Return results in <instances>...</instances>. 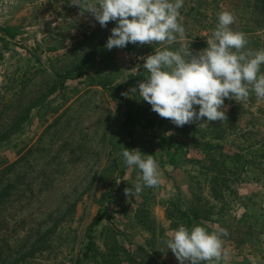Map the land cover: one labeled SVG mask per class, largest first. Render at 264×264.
<instances>
[{
  "label": "rangeland",
  "instance_id": "rangeland-1",
  "mask_svg": "<svg viewBox=\"0 0 264 264\" xmlns=\"http://www.w3.org/2000/svg\"><path fill=\"white\" fill-rule=\"evenodd\" d=\"M62 2L0 0V264H179L163 241L181 225L226 229L227 264H264V101L225 98L224 121L177 127L139 97L146 70L130 73L127 53L156 47L129 43L111 59L62 50ZM179 11L189 40L168 50L207 48L221 11L253 30L248 49H264L258 0H184ZM125 148L154 156L158 186L125 195L141 174Z\"/></svg>",
  "mask_w": 264,
  "mask_h": 264
},
{
  "label": "clouds",
  "instance_id": "clouds-1",
  "mask_svg": "<svg viewBox=\"0 0 264 264\" xmlns=\"http://www.w3.org/2000/svg\"><path fill=\"white\" fill-rule=\"evenodd\" d=\"M70 4L91 14L101 27L117 22L105 45L108 50L125 48L129 43L172 45L178 38L185 39V28L179 21L184 0H71ZM235 20L230 11L217 13L208 47L198 53L185 47L175 51L165 48L143 58L148 75L138 84V93L152 111L183 127L204 118L200 124L224 121L225 98L241 104L254 94L258 103L264 101V49H248L246 35L231 27ZM129 91L136 93L137 88ZM195 106H199L198 111ZM120 155L128 169L135 167L141 173L133 188L124 189L127 197L160 184L159 165L153 155L142 156L140 150L127 148ZM227 234L224 228L209 232L203 226L189 230L181 225L167 233L163 243L179 264H227L229 250L222 239Z\"/></svg>",
  "mask_w": 264,
  "mask_h": 264
},
{
  "label": "crops",
  "instance_id": "crops-1",
  "mask_svg": "<svg viewBox=\"0 0 264 264\" xmlns=\"http://www.w3.org/2000/svg\"><path fill=\"white\" fill-rule=\"evenodd\" d=\"M42 2H43V0H42ZM60 6H58L57 12L59 14H61L62 16H66V14H69V15H67L66 18L71 22L69 25L70 27H69L68 31H66V33H64L65 30H63V29L59 31L60 33H63V36H65L66 39H68V42H67L68 45H69V43H71L68 47L66 46L67 48H63L62 50H106L107 59H111L112 52H113V50H116V48L108 50L105 47L107 40H108L109 36L111 35V28L100 26L94 32L88 33L87 30H89V27H87V24H88L87 23L86 24V32H85V27L83 24L86 23L87 19L89 22L94 17L92 15H91V17H88L86 15V12H77L75 10V6L71 5V4L68 5L67 3L62 2ZM63 9H65L67 12H64ZM86 16L88 17L87 19H86ZM237 23L241 25L240 27L238 26L239 27L238 31L243 32L246 35V38L248 40L249 34H250L249 32H251L253 30L248 31V28L243 25L244 23L246 24L247 22L246 21L241 22V20H235V23L232 26H235ZM216 24H217V22L214 23V28H215ZM260 28L261 29H259V30H261V31H257V29L254 30L256 32V34H259V35L264 34V27H260ZM86 35H87V37H86ZM185 39L189 40L188 37H186ZM183 40H180L178 38L177 42H175L174 44L180 45L179 43H181ZM131 45L136 46L137 44L131 43ZM160 45L161 44H153V46H155L156 49H164V48L168 47L167 44H163L164 47H160ZM57 50H60V49L57 48ZM186 212H188V211H186Z\"/></svg>",
  "mask_w": 264,
  "mask_h": 264
},
{
  "label": "built area",
  "instance_id": "built-area-1",
  "mask_svg": "<svg viewBox=\"0 0 264 264\" xmlns=\"http://www.w3.org/2000/svg\"><path fill=\"white\" fill-rule=\"evenodd\" d=\"M99 24L95 18L90 20L87 24V27H89L91 30L96 27V25ZM144 57L139 56V54L136 51H130L127 53V59L130 62V73L133 74L134 78L135 76H138L142 70H145L143 68L144 64Z\"/></svg>",
  "mask_w": 264,
  "mask_h": 264
},
{
  "label": "trees",
  "instance_id": "trees-1",
  "mask_svg": "<svg viewBox=\"0 0 264 264\" xmlns=\"http://www.w3.org/2000/svg\"><path fill=\"white\" fill-rule=\"evenodd\" d=\"M258 1H260V2H261L262 6H263V9H264V0H258ZM195 217H197V216H195ZM197 219H198V217H197ZM99 221H100L99 219H98V220H96V221H95L96 223H94V225H95V224H98V223H99Z\"/></svg>",
  "mask_w": 264,
  "mask_h": 264
}]
</instances>
